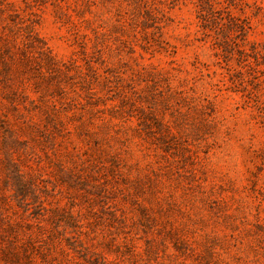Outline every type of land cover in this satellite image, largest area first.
Masks as SVG:
<instances>
[{"label":"rangeland","instance_id":"obj_1","mask_svg":"<svg viewBox=\"0 0 264 264\" xmlns=\"http://www.w3.org/2000/svg\"><path fill=\"white\" fill-rule=\"evenodd\" d=\"M0 264H264V0H0Z\"/></svg>","mask_w":264,"mask_h":264},{"label":"trees","instance_id":"obj_2","mask_svg":"<svg viewBox=\"0 0 264 264\" xmlns=\"http://www.w3.org/2000/svg\"><path fill=\"white\" fill-rule=\"evenodd\" d=\"M20 35L23 36V38L20 40L22 42V45L26 44L25 41L27 40H33L34 37L31 36L30 39H28V37L26 36V33L22 32V30H19ZM16 140V139H14ZM7 143V141H5ZM4 142V145L7 146V144ZM8 151H10V147L7 146ZM10 167H11V178L12 181H15V186H19L20 187V196H22L24 198V194L27 193V188H28V181L24 175V173L21 171V169L18 167L17 164L13 163V161L10 160ZM24 200V199H23Z\"/></svg>","mask_w":264,"mask_h":264}]
</instances>
